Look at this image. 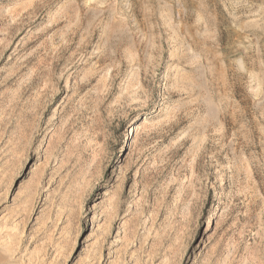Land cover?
Here are the masks:
<instances>
[{
	"label": "rangeland",
	"instance_id": "rangeland-1",
	"mask_svg": "<svg viewBox=\"0 0 264 264\" xmlns=\"http://www.w3.org/2000/svg\"><path fill=\"white\" fill-rule=\"evenodd\" d=\"M0 264H264V0H0Z\"/></svg>",
	"mask_w": 264,
	"mask_h": 264
}]
</instances>
